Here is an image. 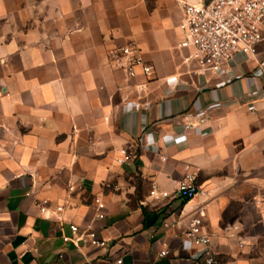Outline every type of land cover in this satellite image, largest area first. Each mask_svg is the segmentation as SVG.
<instances>
[{
    "label": "crops",
    "instance_id": "0c3cea01",
    "mask_svg": "<svg viewBox=\"0 0 264 264\" xmlns=\"http://www.w3.org/2000/svg\"><path fill=\"white\" fill-rule=\"evenodd\" d=\"M205 1L0 0V264H191L178 229L202 203L220 264H264V41L195 75L180 25ZM127 45L151 77L113 66ZM124 148L135 160L119 165ZM196 168L207 196L185 203ZM71 225L111 249L64 243Z\"/></svg>",
    "mask_w": 264,
    "mask_h": 264
},
{
    "label": "built area",
    "instance_id": "2783aa9c",
    "mask_svg": "<svg viewBox=\"0 0 264 264\" xmlns=\"http://www.w3.org/2000/svg\"><path fill=\"white\" fill-rule=\"evenodd\" d=\"M183 21L180 25V48L190 51L186 63H194L195 75L208 73L221 74L225 72L234 58L239 55H255L259 45L264 41V0H207L201 4L185 3L183 6ZM111 63L115 68L125 71L130 78L142 74L151 77L153 68L145 61L140 49L136 45L120 47L110 53ZM256 76L264 78V65L260 64ZM150 103L142 105V111L147 112ZM199 115V110L192 111ZM204 119L200 121L203 123ZM199 127L196 124H187V130ZM135 154L128 148L120 150L119 165L131 164ZM199 169H188L180 182L177 195L188 202L196 198H205L207 191L199 185ZM70 187V191H74ZM155 192H152L154 195ZM163 197H168L163 193ZM99 219L105 215L102 211L105 204L96 201ZM48 200L42 201L41 213L46 214ZM62 207L57 211L61 212ZM206 217L204 204H196L192 210L187 229H178L182 238V257L191 264H220L219 254L214 249L212 239L203 230V220ZM171 226L165 225L166 229ZM72 236H64V243L73 244L78 250L89 245L96 249L110 250V244L100 233L92 228L80 231L79 226L71 225ZM195 249V251L193 250ZM169 249L161 251V257H168ZM115 264H123L121 259H115ZM80 264H103L102 262L86 261Z\"/></svg>",
    "mask_w": 264,
    "mask_h": 264
},
{
    "label": "trees",
    "instance_id": "16d2710c",
    "mask_svg": "<svg viewBox=\"0 0 264 264\" xmlns=\"http://www.w3.org/2000/svg\"><path fill=\"white\" fill-rule=\"evenodd\" d=\"M186 202H188V200H187V201H185V203H186Z\"/></svg>",
    "mask_w": 264,
    "mask_h": 264
}]
</instances>
